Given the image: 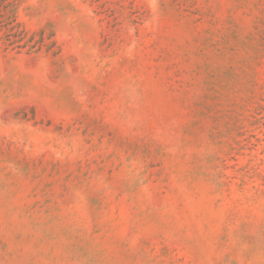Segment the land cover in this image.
Returning <instances> with one entry per match:
<instances>
[{
	"label": "rangeland",
	"instance_id": "obj_1",
	"mask_svg": "<svg viewBox=\"0 0 264 264\" xmlns=\"http://www.w3.org/2000/svg\"><path fill=\"white\" fill-rule=\"evenodd\" d=\"M0 264H264V0H0Z\"/></svg>",
	"mask_w": 264,
	"mask_h": 264
}]
</instances>
